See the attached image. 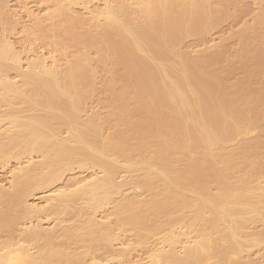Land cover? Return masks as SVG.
Returning <instances> with one entry per match:
<instances>
[{"label":"bare ground","instance_id":"bare-ground-1","mask_svg":"<svg viewBox=\"0 0 264 264\" xmlns=\"http://www.w3.org/2000/svg\"><path fill=\"white\" fill-rule=\"evenodd\" d=\"M41 1L47 54L0 0V264H264V16L192 57L243 0Z\"/></svg>","mask_w":264,"mask_h":264},{"label":"rangeland","instance_id":"rangeland-1","mask_svg":"<svg viewBox=\"0 0 264 264\" xmlns=\"http://www.w3.org/2000/svg\"><path fill=\"white\" fill-rule=\"evenodd\" d=\"M100 2L101 1L99 0H92L90 4V8L101 6L102 2L101 3ZM7 6H8V9L13 13V14L11 13L14 16L13 21H18V23L15 26L14 23L13 24L11 23L12 20L11 22H8L9 24L4 22L5 24L3 23L0 25L1 27L0 31H2L3 29L5 31H8V29L13 31L14 28H12L9 25L15 26V30L14 32H12L13 34H10L8 36L9 37L8 40L13 44L14 48L17 50L21 49L22 47L27 48V46L32 43L33 44V45L31 44L32 48L28 46L26 50L33 49L34 51H36V53H40V54L46 53L47 54L50 48L47 47L46 45L44 46L43 41L36 40L32 37H29V40L26 41L27 44H25L26 42L23 41V46H22L21 34L23 36V33H22L23 26H27L30 28L32 25L26 16L27 10L31 11V13H33L34 15L40 14L38 15L39 17L40 16L46 17V15L49 14L50 12L51 5L50 4L46 5V2H43L41 0H7ZM74 9L77 14H84L83 7L76 6L74 7ZM228 13L231 17H229L226 21L221 23L217 29L209 33L205 37L206 39H203L204 41L200 39L196 40V38L188 39L182 43L181 48L183 50L187 49V51H190L192 57L197 56V54H199L204 49L212 48V49H209V51H211L212 54H215L217 50V52H219L224 59H231L233 54L240 47L238 40L234 37L236 36L237 33H240L246 27H250L259 16H264V6L259 5L257 0H243L240 3L239 7H237L236 9H229ZM45 25L46 24H44V26ZM7 27H11V28L7 29ZM50 50L49 52H51ZM72 53L74 54V51H72ZM73 54H71L70 56H72ZM64 58L65 57H62V58L58 57V59H60L63 63L66 62L65 60L66 58L65 59ZM99 75H100V72H99ZM99 75H97L96 77L97 80H99L100 78ZM93 101H95L96 103V100H93ZM93 101L89 102L91 104L87 103V106H86V110L88 109L87 112H89V109L91 110L96 105ZM94 108L96 110H101V112L105 113L102 105L101 106L97 105ZM14 165H15L14 162H12L10 163V166L8 168H6L5 170H0V181L2 180L6 181L8 179V176H9L8 172L10 169L14 168ZM75 172L78 173V171H75ZM90 173H91L90 171H85L82 173L83 174L82 176L87 177ZM54 188L52 187V189H48V190L51 191V190H54ZM49 191L40 192L37 194V197H41L45 194L47 195ZM31 202L36 203V201H33V200ZM49 223L47 224L44 223V226L48 227ZM129 236L130 234L125 235V238H129Z\"/></svg>","mask_w":264,"mask_h":264}]
</instances>
